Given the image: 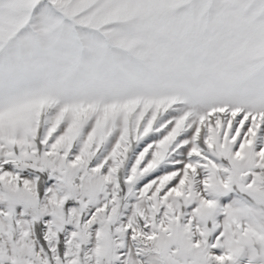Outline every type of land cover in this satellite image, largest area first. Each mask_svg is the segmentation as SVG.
Segmentation results:
<instances>
[{
  "label": "snow or ice",
  "instance_id": "snow-or-ice-1",
  "mask_svg": "<svg viewBox=\"0 0 264 264\" xmlns=\"http://www.w3.org/2000/svg\"><path fill=\"white\" fill-rule=\"evenodd\" d=\"M0 264H264V0H0Z\"/></svg>",
  "mask_w": 264,
  "mask_h": 264
}]
</instances>
